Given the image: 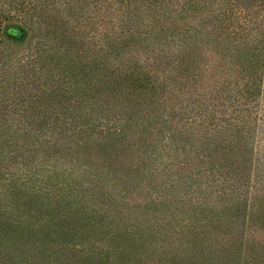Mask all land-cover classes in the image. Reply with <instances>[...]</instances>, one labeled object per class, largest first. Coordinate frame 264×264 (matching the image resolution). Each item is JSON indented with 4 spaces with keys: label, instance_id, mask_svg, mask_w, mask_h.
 Segmentation results:
<instances>
[{
    "label": "trees",
    "instance_id": "obj_1",
    "mask_svg": "<svg viewBox=\"0 0 264 264\" xmlns=\"http://www.w3.org/2000/svg\"><path fill=\"white\" fill-rule=\"evenodd\" d=\"M44 25L69 37L75 50L92 46L97 69L93 87L101 83V68L106 67L119 74L124 92L131 87L151 103L129 120L115 113L111 100L87 103L88 112L79 115L61 114L56 111L60 88L73 85V77L76 84L81 81L68 65L57 68L53 48L34 49L24 71L31 88L28 113L16 118L0 113V125L8 128L1 136L21 134L16 148L26 155L17 158L21 164L28 161V172L0 166V178L10 181L6 192L11 204L19 215L28 212V221L15 216L11 207L0 212V264H264V194L259 186L251 194L249 238L239 242L234 229L243 199L233 200L230 189L244 180L246 164L232 162L238 164L233 168L222 160L242 150L245 138L232 134L249 133L250 121L239 114H251L264 79V0H0V54L10 42H20ZM204 51L209 57L202 69L173 80L165 74L173 65L174 74L188 71L185 59L195 61V54L204 56ZM5 75L0 68V78ZM38 107L53 111H29ZM175 115L182 124L168 132L166 145L174 148L175 160L168 163L167 174L141 172L140 164L151 161L147 154L153 153L156 140L148 137L172 127ZM132 128L140 133L138 140ZM223 132L236 141L222 137ZM182 133L198 135L195 143L186 141L187 150ZM167 146L160 156H169ZM190 150L198 151L197 158L190 157ZM123 157L128 160L120 161ZM90 159L92 163L83 164ZM195 159L204 180L195 182L188 203L186 194L180 202L173 195L156 194L144 205L146 197L135 194L136 187L144 193V185L157 179L163 184L169 180L164 191L177 192L196 168ZM110 162L137 174L115 175L106 186ZM66 164L72 168L63 169ZM179 171L184 173L177 176ZM20 186L27 191H19ZM127 189L132 199L142 200L131 205L122 194ZM226 196L230 206L218 208Z\"/></svg>",
    "mask_w": 264,
    "mask_h": 264
},
{
    "label": "rangeland",
    "instance_id": "obj_2",
    "mask_svg": "<svg viewBox=\"0 0 264 264\" xmlns=\"http://www.w3.org/2000/svg\"><path fill=\"white\" fill-rule=\"evenodd\" d=\"M59 20V18H57ZM37 27V25H36ZM71 27V24H70ZM53 29V30H51ZM31 36V35H30ZM26 37L20 42H10L5 46L1 51L2 53L0 54V68L4 67L6 70V75L4 76L3 79L0 78V100L2 99L0 103V113L2 117H6V115H12L11 117L16 118L17 115L28 113V90L31 91L30 86H28V78L27 75L24 71H28V58H30L31 54H34L35 48L40 46L42 48H53L58 54L57 56V64L59 69L62 68L63 65L69 66L73 69V73L77 75V80L78 82L81 81L80 84L75 83V78L73 77V85H65L60 88L59 95H58V100H60V106L56 108L57 112H60L61 114H66L69 115L71 112H76V114H80L79 112H88L87 107L88 104H92L95 100L100 101L103 100V103L108 102L111 100L109 106L115 110V113L117 115L123 116L124 120H129V117L136 118L138 116V110L141 108H148L150 100L148 99L147 96L142 97L141 94H137L129 88L128 92H124V86H121V84L117 81V77L119 74H112L111 70H106V67L101 70L103 71V76L102 78H99L101 80V83H99L98 87H93L95 80H96V66L93 64L92 60V53L90 46L84 47H75L69 45L67 42L69 40V37H64L61 36V33L59 30H55V28H50L47 27V25L43 26L42 31H36L31 38ZM37 38H36V37ZM20 39V40H21ZM89 43V41H87ZM207 44V40H205ZM41 43V44H40ZM71 49V51H69ZM69 51V52H68ZM65 53H67L65 56ZM71 53V54H69ZM75 55H78V58L75 57ZM204 56H197L195 54L196 58L195 61L192 59H185L188 61V66H186L185 69L188 71H183L180 74H175L171 72V68L175 67L176 65L170 66V73L168 74V71H165V74L167 76H170V78L173 80L174 77H184L189 74H192L194 70L197 67H202L206 63V58L209 57V54H207L205 51L203 53ZM74 56V57H73ZM71 59L73 61H71ZM65 60V61H64ZM194 62V63H193ZM193 63V64H192ZM198 69V71H203L201 69ZM173 74V75H172ZM175 75V76H174ZM22 78H25L27 82L21 80ZM260 84H262L258 97L256 98L255 104H253L254 107L251 109V114L250 115H244V112L239 114V116H243L245 120H249L250 122L247 121V124H249V133L245 131H240L238 133L232 134L236 136H242L245 138V143L243 145V148L241 151L236 152V154L233 155H224L222 156L223 164H231L233 168H235L238 164H233L234 163H243L245 162L246 164V172L244 174V177H242L244 180L240 181L239 186L236 183L235 187H232L230 190L232 192V199L234 200L237 198V196L240 195V197L243 199L242 206H241V211L240 215L238 217V222H237V229H234L235 233L239 234V242H241V238L244 242L245 239H248V233L251 228V217L252 215V208L248 209V202L251 199V194L253 191H255L256 187H261V192L264 194V79L261 80ZM92 85V86H89ZM55 86V85H54ZM118 86H121L118 88ZM124 92V93H122ZM189 94H193V90L189 89ZM57 94H54L53 97H55ZM121 95H125L127 97L125 98H120ZM179 100V99H178ZM177 102V100H176ZM88 103V104H87ZM82 105V106H81ZM103 105V104H102ZM194 107V105H193ZM30 108V107H29ZM174 108L177 110L179 109V106H175ZM163 109V108H162ZM230 110V109H228ZM31 113H37L36 111H41L44 113L47 112H52L53 109H48L44 110L43 107H38V108H31L29 109ZM65 112V113H64ZM68 112V113H66ZM180 114V113H179ZM178 116L175 115L174 118L175 122L173 126H166L164 128V132L162 135L154 134L151 137H148L150 139L156 138L154 140V144L152 147L151 146V152L152 154L149 153L147 154L148 156L151 157V161L147 160L146 163L140 164V171L143 172L145 170H154L152 173H166L168 171V163L169 162H174L175 160L172 156L175 154L174 148L168 147L166 144L170 143L167 139L169 138L168 132L173 130L174 128L178 129L179 126L182 124V121L177 123L178 121ZM217 117H221L220 113H217ZM228 120H229V116ZM234 116L232 115V118ZM1 118V116H0ZM225 123V122H224ZM15 128V127H14ZM246 130V127L244 128ZM8 131L7 127H4L0 125V159L2 160L0 162V166L2 167H7L9 168L10 172H28V161H25L24 164H21L20 160L21 158H17V156H22L24 157L26 154H23L24 152H20L17 150L16 145L18 142H21V138L19 139L18 135H21L18 133L16 135L12 136V139H9L8 136H1L3 133ZM128 132L130 133V130L128 129ZM11 133V132H10ZM131 134H134V140H138L140 133L132 128ZM145 134V133H144ZM183 137L184 141V147L187 150V144L190 141L189 144L195 143L198 135L193 134L192 138L190 137L189 134L182 133L181 134ZM231 134H227V132H223L222 137L224 138H229L230 140L232 139L233 141H236V136H233ZM148 136V135H147ZM211 139L218 140V136H209ZM231 137V138H230ZM141 144H145L144 141L141 142ZM167 146L165 151L168 152L169 156H160L164 155L165 153H161V147ZM148 151V145L146 144L143 147V152L147 153ZM95 153V152H94ZM125 154H129L127 151ZM135 154V153H134ZM198 151L190 150V157L197 158ZM122 153L119 155L121 156ZM98 156V155H97ZM136 155L130 156L131 158H136ZM16 159H12L15 158ZM220 157V155L218 156ZM28 160V156L26 157ZM179 159V158H177ZM180 159H184L182 156ZM127 161V157L120 158V161ZM11 164H10V162ZM143 161H146V157L143 158ZM7 162L9 164H7ZM93 161L90 159L89 161L85 160L83 161V164H90ZM195 164L196 168H193V171L188 172L186 175V180L187 183L183 184L180 190L177 192H166L163 190V188L169 187L168 181L162 179H157L153 182H148L147 180V185H144L146 189H144V193L141 188L136 187L134 189L135 194H143L147 200V203L144 205L148 204V202L151 200V197H155L156 194H161V196H166V195H173L175 196L176 201L180 202L181 196H185L186 194V202L188 203L190 200V194L192 189L195 187V182H197L199 185L202 183L204 180L203 178V172L204 171H199L201 168V165L199 163V160L195 159ZM109 165H106L110 167V171L107 172L106 170L104 172V180L106 182V186L113 183L115 178L113 176H118V177H127V174H133L132 172H135L134 170H128L127 168H120L118 165L115 164L114 162L108 163ZM60 166V164H57ZM242 165V164H241ZM167 166V168H166ZM19 167V168H18ZM46 168L51 169L50 167H53L52 164L45 165ZM107 167V168H108ZM63 169H68L72 168V166L69 165H63ZM61 169V170H63ZM162 169H167L162 171ZM68 171V170H66ZM141 172H138L140 174ZM137 174V172H135ZM184 172L179 171L177 176H180ZM206 174H208V171H205ZM126 174V175H122ZM167 174V173H166ZM135 175V174H134ZM225 176V173H223ZM229 178H231L229 176ZM142 179V178H141ZM206 179V178H205ZM90 176L86 183L91 181ZM126 182V181H125ZM166 182V185H165ZM205 182V181H204ZM260 182V183H259ZM25 184H28V181H24ZM144 181H142V184ZM149 183L151 185H149ZM231 184V182H228ZM42 184V183H41ZM128 184V183H127ZM126 184V185H127ZM10 185L9 179L6 177L2 176L0 178V212H6L9 210V207L14 208V205L11 204V198L10 194L6 192V188ZM151 186V187H150ZM239 187V188H237ZM229 188V187H228ZM26 189L24 186L19 187V191L23 190V192L27 191L24 190ZM118 194L121 193V188H118ZM131 188L129 189V191ZM140 190V191H139ZM120 191V192H119ZM129 191L128 189L125 191H122V194H126V196H129ZM231 192H228V196L231 194ZM22 193L18 194L21 195ZM160 196V198H161ZM179 196V198H177ZM226 196L224 197L221 201L218 202V208H222L224 206H230V202L232 200H229V197ZM135 199H132L131 196H129V201L132 202V204H136L137 202H140L143 197H134ZM149 200V201H148ZM238 201V198L236 199ZM24 208V207H22ZM22 208H20V212L22 211ZM22 213V212H21ZM17 217H22V220H27L28 221V212L26 214H18L16 210L13 213ZM260 215V214H258ZM27 216V217H25ZM13 218V216H12ZM35 220V219H32ZM28 223V222H27ZM261 234V233H260ZM258 240V238L256 239Z\"/></svg>",
    "mask_w": 264,
    "mask_h": 264
}]
</instances>
